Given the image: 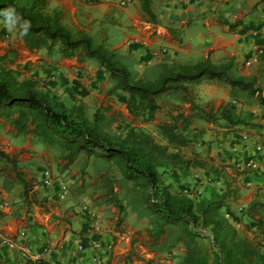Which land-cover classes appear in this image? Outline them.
Wrapping results in <instances>:
<instances>
[{
  "label": "trees",
  "instance_id": "16d2710c",
  "mask_svg": "<svg viewBox=\"0 0 264 264\" xmlns=\"http://www.w3.org/2000/svg\"><path fill=\"white\" fill-rule=\"evenodd\" d=\"M137 1L148 22L155 23L153 0ZM262 3L264 0H258L256 5ZM9 6L31 22L27 35L20 37L16 32L27 50H45L48 54L57 50L61 58L76 59L80 64L95 60L112 83L109 92H121L130 117L144 123L155 122L162 109L160 102L170 99L187 104L188 108L185 112L178 107L175 114H168L169 119L157 123L159 140L142 128L130 126L124 135H113L105 130L107 118L100 110L89 115L83 101L66 105L49 89H41L36 80H18L0 58V120L8 122L17 135H30L45 147L56 149L67 166L81 156H94L117 166L122 179L140 192L146 212L156 221L154 229L146 230L153 243L164 238L167 227L177 230L175 241L185 250L180 264H210L208 252L200 243L202 232H206L215 249L211 264H264V199L255 198L249 204L244 214L252 220L247 226L251 236L242 234L232 223L230 210V202L238 199L236 180L225 172L226 168L208 165L198 153L185 152L197 142V135L191 133L196 122L223 121L224 127H234L240 120L233 118V102L244 98L264 109V86L257 77L236 75L233 59L214 61L207 56L195 62H164L154 80L134 78L114 50L95 42L88 32L68 27L62 13L49 8L48 0H33L27 6L16 0H0V10ZM219 23L230 31L236 27L223 19ZM257 58L264 63V48ZM203 84L224 88L230 101L217 108L198 104L193 90ZM72 92L81 99L89 95L77 82ZM0 161L11 167L13 179L22 186V197L28 202L32 185L19 170L16 159L0 151ZM193 169H203L214 179H221L224 190L219 192L210 184L207 196L190 198L183 193L188 187L174 193L172 185L164 179L175 172L187 176ZM97 178L103 182L106 202L118 211L116 225L120 226L125 213L114 191L116 179L102 172ZM208 183L213 184L214 180ZM23 263L48 264L42 259H26Z\"/></svg>",
  "mask_w": 264,
  "mask_h": 264
},
{
  "label": "crops",
  "instance_id": "0c3cea01",
  "mask_svg": "<svg viewBox=\"0 0 264 264\" xmlns=\"http://www.w3.org/2000/svg\"><path fill=\"white\" fill-rule=\"evenodd\" d=\"M16 1L20 5L27 6L33 0ZM257 2L258 0H164L163 2L153 0L155 23L148 22V17L141 11L137 0H131L126 9L109 4L105 0H48V5L50 9L62 13L63 21L68 27H77L88 32L92 37L94 31L98 32L101 42L115 51L117 59L129 68L134 78L154 80L156 77H148L150 71L157 70L158 75L164 62L169 64L195 62L207 56L212 60L228 56L232 59V32L230 33L229 28L221 25L219 21L223 19L229 22L233 9L238 10L240 14L246 4L250 8L256 7L253 14L244 18L248 22L246 27H252L254 23L250 24V22L254 21L253 19L256 21L264 18V4L256 5ZM208 15L215 16L217 22L211 21L207 24L203 17ZM164 47L167 51L161 57L165 61L150 58L152 51ZM28 52H37L36 57L41 61L36 69L41 73L47 75L56 73L62 77H66V74L71 76L74 72L79 75L90 64L95 72L101 71L94 74L93 85L108 84L109 89L112 87L106 74L93 59L80 64L76 59L61 58L55 52L49 57L45 56L48 55L45 50H28ZM149 58L150 60L147 61ZM63 84L65 81L61 78L57 85H45V88L60 98L61 94H58L56 89L61 88ZM113 94L122 96L119 91H114ZM60 100L64 102L63 99ZM222 100L226 103L230 101L228 93L222 97ZM260 109L264 115V109ZM233 118L240 120V123L232 127V132L227 137L218 136L216 140L217 142L220 139L229 140L224 145H227L232 153V177L236 178L238 188V199L230 202V210L232 223L238 228L242 224L248 226L252 223L244 213L256 197L251 194L252 191L244 194L241 187L243 182L249 181V175L246 174L242 179L235 172H240L237 165L249 158L258 159L260 169L264 168V151L256 153L253 150L255 144L264 143V117L238 112L233 113ZM0 123L8 122L0 120ZM11 128L13 136L19 137L12 126ZM3 134L6 135L5 132ZM243 134L249 135L247 143L241 140ZM0 151L7 150L0 147ZM209 156L211 157V154ZM211 164L216 165L215 162ZM201 171L205 173L206 181L199 176V169L191 170L187 176L175 172L169 176L165 175L164 179L166 183L172 185L174 193L188 187L200 191L202 196H207V189L210 188L207 186L210 184L219 192L224 190L221 179L216 180L205 170ZM13 178V174L0 173V264H24L20 252L11 250L3 243L4 239L29 245L32 254L41 253L42 260L48 264H180L184 257L185 250L181 243L175 241L178 233L173 227H167L165 238L153 243L146 234L147 229L155 228L153 217L144 211V207L134 209L132 206L130 210L128 207L130 202L122 198V185L117 196L124 207L123 223L120 226L116 225L118 211L105 201L95 207L99 221L98 229L93 231L92 222L79 213V209L73 208L71 201L54 204L52 201L54 198L49 196L48 189L44 194L43 202L37 203L36 200L31 202V198L25 202L22 197V186ZM210 179L214 180L213 184L208 183ZM255 180H259V187H262L264 174L261 178L255 177ZM186 182L189 185L183 186L182 183ZM81 197L83 198V194ZM236 211L240 214L238 215ZM22 232L25 233L23 239L20 237ZM90 238L98 239L103 245L111 244V251L105 255L92 251L88 247ZM80 243L86 247L84 251L77 250ZM168 243L171 244L165 248L164 245ZM94 257H99L98 263L93 262ZM30 258L33 259V255Z\"/></svg>",
  "mask_w": 264,
  "mask_h": 264
},
{
  "label": "rangeland",
  "instance_id": "374dc122",
  "mask_svg": "<svg viewBox=\"0 0 264 264\" xmlns=\"http://www.w3.org/2000/svg\"><path fill=\"white\" fill-rule=\"evenodd\" d=\"M128 1L129 4L126 7H121L115 2H111L109 4L116 5L121 9H126L130 5L131 0ZM160 1L163 2L164 0ZM242 9L240 14L238 10L233 9L232 17L229 20L230 23L236 24L235 29L230 31V33L232 32V59L235 62L234 72L236 75H255L258 82L264 86V63L258 61L257 63L249 66L246 64L250 58L257 55V53L264 48V18L260 20L256 19V21L253 19L254 21H251L250 24L254 23V25L252 27H246L248 22H246L244 18L253 14V12L256 11V7L254 6L250 8L248 5L244 4ZM203 18L207 24L211 21L217 22L218 20L215 16L213 17L211 15ZM243 20L245 23H243ZM70 28L78 30L77 27ZM226 28L228 29V27ZM109 36L111 39V35ZM93 38L95 42H101L98 32L94 31ZM109 41L111 42V40ZM53 52L58 53L57 50H54ZM53 52L45 56H52L54 54ZM36 55L37 52H28L22 44V41L18 38L16 31L10 32L5 27L3 17H1L0 58L3 59L1 62L2 65L6 68L12 69L18 80L26 78L36 80L41 89L45 88V85H57L58 81H61L62 78L65 81V84H63L61 88H57L56 92L61 94L60 98L63 99L64 103L69 106L73 103L84 101L89 115L96 110H100L107 118V122L104 126L105 130L109 133L122 136L125 133L126 127L130 126L142 128L154 134L159 140L160 138L156 131L157 123L169 119L168 114H175L178 107H181V109L185 112L187 111V104H181L174 99H170L169 101L164 100L167 101V103L164 101L160 102L162 109L158 111L156 121L144 123L140 119H134L128 115L121 99V95L113 94V92L109 93L110 89L108 84L93 85L94 82H92V79L94 78V74H97L98 72L101 73L100 70L95 72L94 67L89 64L83 72L79 73V75L76 74V72H74L71 76L66 74V77H62V75L58 76L56 73L47 75L46 73L37 71L36 68L39 66L38 64L41 60L36 57ZM159 59L160 61H165V59H162L161 56L154 60ZM228 59H230L229 56L224 58L221 57V59H215L214 61H224ZM33 60H35L36 63ZM157 76V70H151L148 75L149 78H157ZM75 82L80 84L89 92L88 97L81 99L76 93L69 91L72 90ZM193 91L195 102L202 106H206L208 104L217 108L226 104V102L222 100V97H224L227 93L224 88L203 84L195 87ZM261 111L262 110L255 105L254 101L251 99L244 98L233 103L232 112L234 114H237L238 112H247L250 116L261 115V117H264ZM4 132L6 135L3 134ZM231 132L232 127H224L223 121H220L217 124H208L198 121L191 127V133L197 135V142L193 144L191 149L185 150V152L187 154H191L192 152L196 153V151L199 150L200 153L198 154L200 158L204 159L208 165L215 162L216 165L213 164L214 166L222 169L226 168L225 172H228L229 176L232 177V153L228 146L224 145L225 143H228L229 140L223 141L220 139L219 141L218 139L219 142L216 140L218 136L227 137V135ZM5 140L8 142H4ZM0 147L3 148V150L6 149L7 151L4 152H7L12 158L17 159V163H19V165H17L19 170L24 174L27 181L31 183L32 190L29 192L31 202H35L34 200H36L37 203L43 202L45 198L44 194H46V188L41 184V174L42 171L49 170L54 177L62 178L69 186L68 198L62 202H58L52 198L54 204H61L68 200L72 202L73 208L76 209H79L83 204H90L97 207L99 204L106 201L103 197V194L105 193L103 182L97 178V174L102 172L108 178L116 179L114 183V191L116 193L119 192L120 186L122 185V198L131 203L128 204L130 210H132V206L134 209L144 207L140 192L135 189L131 183L125 182L121 179V174L117 166L104 161L103 159L96 158L94 156L90 158L81 156L75 163L67 166L66 162L60 159L59 152L56 149L45 147L41 142L30 135H20L19 137H14L13 130L9 123H0ZM210 154L211 157L209 156ZM201 170L203 169H199V176L203 181H206L205 173ZM263 170L264 168L262 167V170L260 169L258 172H247L245 170L235 172V174L242 179L246 174L249 175V181L243 182L241 186L244 194L252 191L253 193L251 194H254L256 198L264 199V185L259 187V180H255V177L261 178L264 174ZM1 172L5 174H13L11 167L2 161H0V173ZM234 179L236 180V178ZM182 184L183 186L189 185L188 182ZM82 194L83 198L81 197ZM144 211H146L145 208ZM236 212L238 215L240 214L239 211ZM238 228L242 234L251 236L247 225L242 224ZM202 236L204 237L200 240V243L208 252V258L211 264L213 262L215 249L213 248L206 232H202ZM169 244L171 243L165 244L164 247L166 248Z\"/></svg>",
  "mask_w": 264,
  "mask_h": 264
},
{
  "label": "built area",
  "instance_id": "2783aa9c",
  "mask_svg": "<svg viewBox=\"0 0 264 264\" xmlns=\"http://www.w3.org/2000/svg\"><path fill=\"white\" fill-rule=\"evenodd\" d=\"M108 3L115 2L121 7H126L129 4L128 0H105ZM165 48L158 49L156 51H152V58L155 59L164 55L166 53ZM258 58L257 55H254L250 58L246 64L249 66L251 64L257 63ZM241 140L245 143L249 141V136L247 134H243L241 136ZM253 150L256 153H262L264 151V143H257L253 146ZM239 170H245L247 172H258L260 170V161L256 158H249L244 161L242 164L237 165ZM198 178V177H196ZM41 184L49 190V196L54 198L58 202L65 201L69 195V186L66 182L60 177H54V175L49 170L42 171L41 174ZM193 192H196L193 194ZM183 193L193 198L195 195H199L200 191H196L195 188H189L183 191ZM79 213H82L84 216L88 217L89 220L92 222L93 231L97 230L98 226V213L94 206L90 204H83L79 208ZM25 233H21L20 237L23 239ZM3 243L6 244L11 250H18L21 254L22 259L25 261L26 259H31L30 256L33 255V261H37L42 259V254H32V248L24 244L23 242L17 243L13 240L4 239ZM88 247L94 252H98L101 255L107 254L112 249L111 244L103 245L98 239L90 238L88 242ZM86 247H84L81 243L77 246L78 251H84ZM99 257H94L93 262L98 263Z\"/></svg>",
  "mask_w": 264,
  "mask_h": 264
},
{
  "label": "clouds",
  "instance_id": "9594fccd",
  "mask_svg": "<svg viewBox=\"0 0 264 264\" xmlns=\"http://www.w3.org/2000/svg\"><path fill=\"white\" fill-rule=\"evenodd\" d=\"M0 16L3 17L5 27L11 32H18L20 37L27 35L31 28V22L23 19L14 7H6L0 10Z\"/></svg>",
  "mask_w": 264,
  "mask_h": 264
}]
</instances>
